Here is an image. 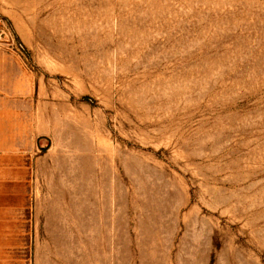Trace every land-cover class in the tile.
I'll use <instances>...</instances> for the list:
<instances>
[{"label": "rangeland", "instance_id": "rangeland-1", "mask_svg": "<svg viewBox=\"0 0 264 264\" xmlns=\"http://www.w3.org/2000/svg\"><path fill=\"white\" fill-rule=\"evenodd\" d=\"M0 49L37 264H264V0H0Z\"/></svg>", "mask_w": 264, "mask_h": 264}, {"label": "crops", "instance_id": "crops-1", "mask_svg": "<svg viewBox=\"0 0 264 264\" xmlns=\"http://www.w3.org/2000/svg\"><path fill=\"white\" fill-rule=\"evenodd\" d=\"M22 79L19 62L0 49V264L38 262L31 197L38 133L31 100L22 99Z\"/></svg>", "mask_w": 264, "mask_h": 264}]
</instances>
